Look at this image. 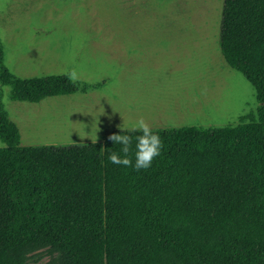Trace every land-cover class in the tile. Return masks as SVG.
Wrapping results in <instances>:
<instances>
[{
	"label": "trees",
	"instance_id": "1",
	"mask_svg": "<svg viewBox=\"0 0 264 264\" xmlns=\"http://www.w3.org/2000/svg\"><path fill=\"white\" fill-rule=\"evenodd\" d=\"M219 45L255 88L258 119L154 129L163 148L140 171L108 161L119 129L102 142L21 146L0 99V264L40 252L47 264H264V0H224ZM0 82L35 103L80 89L66 74L16 76L1 41Z\"/></svg>",
	"mask_w": 264,
	"mask_h": 264
},
{
	"label": "rangeland",
	"instance_id": "2",
	"mask_svg": "<svg viewBox=\"0 0 264 264\" xmlns=\"http://www.w3.org/2000/svg\"><path fill=\"white\" fill-rule=\"evenodd\" d=\"M224 0H0L5 64L21 78L75 71L80 89L40 102L0 99L21 146L102 142L144 119L153 129L258 119L256 90L224 59ZM88 89L83 91V87ZM0 139V148L5 147ZM40 252L26 264H47Z\"/></svg>",
	"mask_w": 264,
	"mask_h": 264
},
{
	"label": "clouds",
	"instance_id": "3",
	"mask_svg": "<svg viewBox=\"0 0 264 264\" xmlns=\"http://www.w3.org/2000/svg\"><path fill=\"white\" fill-rule=\"evenodd\" d=\"M69 82L75 84L77 73L66 74ZM118 133L111 134L108 139L113 145H120L119 150L110 151L107 159L110 163L135 171L148 169L156 157L160 156L163 141L158 131L154 130L144 119H138L128 127L117 126ZM133 133H137L133 136Z\"/></svg>",
	"mask_w": 264,
	"mask_h": 264
}]
</instances>
